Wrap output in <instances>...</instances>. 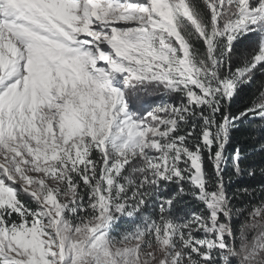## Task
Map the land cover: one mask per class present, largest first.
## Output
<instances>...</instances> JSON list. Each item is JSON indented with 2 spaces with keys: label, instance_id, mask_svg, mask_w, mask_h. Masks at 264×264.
Segmentation results:
<instances>
[{
  "label": "snow or ice",
  "instance_id": "6c2138e0",
  "mask_svg": "<svg viewBox=\"0 0 264 264\" xmlns=\"http://www.w3.org/2000/svg\"><path fill=\"white\" fill-rule=\"evenodd\" d=\"M253 130L264 0H0V264H264Z\"/></svg>",
  "mask_w": 264,
  "mask_h": 264
},
{
  "label": "trees",
  "instance_id": "16d2710c",
  "mask_svg": "<svg viewBox=\"0 0 264 264\" xmlns=\"http://www.w3.org/2000/svg\"><path fill=\"white\" fill-rule=\"evenodd\" d=\"M253 134L256 135L257 138H259V139H264V132H256L255 130H253ZM245 142L248 143L249 150H251V148L253 146L252 143H250L248 141H245ZM253 159L257 164L264 167V156L254 155ZM237 183H239V181Z\"/></svg>",
  "mask_w": 264,
  "mask_h": 264
}]
</instances>
